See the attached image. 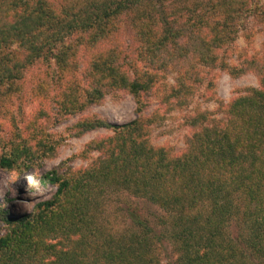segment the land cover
I'll list each match as a JSON object with an SVG mask.
<instances>
[{
    "label": "trees",
    "instance_id": "16d2710c",
    "mask_svg": "<svg viewBox=\"0 0 264 264\" xmlns=\"http://www.w3.org/2000/svg\"><path fill=\"white\" fill-rule=\"evenodd\" d=\"M249 1L0 0V103L40 97L66 115L123 90L139 109L140 95L156 81L154 70L182 67L192 55L214 62L250 15ZM121 23L137 38L135 61L102 47ZM81 47L91 56L83 70ZM257 75L259 87L233 98L225 120L202 126L180 156L152 146L141 118L79 121L77 135L112 134L87 145V153L98 152L87 167L42 176L55 192L9 220L0 264H161L167 242L178 252L172 264H264V63ZM189 90L182 75L172 97ZM41 118L50 119L39 109L28 120L29 137L18 142L0 136V168L30 166L38 151L54 155L51 142L32 143L43 130ZM201 118L208 121L200 114L191 125ZM130 197L158 211L147 216ZM110 198L123 200L116 207L127 217L123 229L104 215Z\"/></svg>",
    "mask_w": 264,
    "mask_h": 264
},
{
    "label": "rangeland",
    "instance_id": "374dc122",
    "mask_svg": "<svg viewBox=\"0 0 264 264\" xmlns=\"http://www.w3.org/2000/svg\"><path fill=\"white\" fill-rule=\"evenodd\" d=\"M249 4L250 15L240 23L234 41L215 52L214 62L204 63L198 56L192 55L185 60L183 68L174 67L175 63L165 70H154L156 81L150 91L140 95L143 105L139 109L135 98L123 90L110 91L100 102L66 115H60L57 105L46 103L40 97H13L1 102L0 136L11 137L14 142L29 137L28 120L42 109L50 119H40L38 125L43 130L39 136H34L32 143L39 139L49 141L55 145V152L53 156L43 157L38 151L32 157L30 166L26 163L13 169L0 168V236L11 226L10 219L29 213L36 203L53 195L56 187L44 185L41 181L46 172L54 168L67 171L87 167L98 155L97 151L87 153V145L112 134L106 129H96L77 135L73 126L79 121L97 117L113 124H123L141 118L146 126L148 142L156 148L165 149L173 157L185 152L193 135L202 126L211 124V120L224 121L225 107L233 98L246 94L250 88L259 87L257 68L264 63V15L258 13L260 9L264 11V0H250ZM117 27L118 31L102 47H113L134 60L139 50L136 36L130 26L121 23ZM161 57L164 58L163 55ZM90 58L87 49L81 47L77 59L81 70ZM237 67L246 71L232 74L233 68ZM185 68H188L186 74ZM182 75L186 86L190 87L189 93L174 98L171 90ZM28 80H31V74ZM200 114L208 121L201 118L202 121L192 126L190 120ZM2 153L0 149V155ZM122 201L110 198L105 208L104 215L115 229H123L127 223L125 213L116 212L117 206H124ZM129 202L137 203L147 216L158 211L156 206L144 200L130 197ZM167 243L159 252L161 264H172L178 257V252Z\"/></svg>",
    "mask_w": 264,
    "mask_h": 264
}]
</instances>
